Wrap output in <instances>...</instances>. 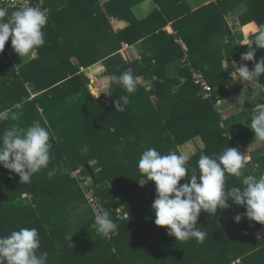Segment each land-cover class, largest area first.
<instances>
[{
	"label": "trees",
	"instance_id": "obj_1",
	"mask_svg": "<svg viewBox=\"0 0 264 264\" xmlns=\"http://www.w3.org/2000/svg\"><path fill=\"white\" fill-rule=\"evenodd\" d=\"M139 1L30 0L31 5L50 15L43 29L46 36L51 31L65 42L72 39L81 42L80 48L70 49V53L64 51L59 56L57 82L68 74L74 75L75 91L89 93L86 83L90 82L85 76L76 75L77 69L100 60L107 62L112 56L111 59H115L122 41L129 44L139 41L142 60L126 63L118 57L113 65L116 68L117 63L119 70L115 72L107 64V74L119 76L131 68L138 78L149 79L153 75L157 78L150 82L149 89L139 82L132 94L114 83L111 96L103 94L96 98L100 107L98 114L86 112L95 117L91 121L83 114L77 118L74 115V121H69V113L58 111L61 101L57 102L49 89L31 100L24 94V116L19 121L0 122V135L12 124L27 127L33 121L54 131L64 128L71 133L58 140L51 137L48 167L35 173L30 183H21L15 173L10 178V170L0 166V236L20 228H36L40 239L37 254L47 251V264H231L237 256L243 264H264V237L258 238L255 234L264 225L246 217L239 223L234 222L233 217L243 214L245 209L231 200L228 201L230 207L218 209L214 215L201 211L197 225L207 233L203 243L195 239L182 242L168 235L166 226L154 223L151 210L156 196L154 181L141 186L137 167L141 153L147 148H156L162 154L169 151L188 154L191 158L187 167L191 175L194 169L198 170L197 160L202 153L220 154L226 147L239 151L241 146L257 141L249 128L250 116L255 104L264 103V97H254L250 88H245L243 108L225 117L221 116L216 103L239 98L242 84H236L232 70L224 66V61L233 65L248 50L247 45L236 43L224 15L242 6L239 23L254 21L259 26L264 24V0H217L195 10L172 0H154L159 8L138 19L132 6ZM108 17L124 20L128 26L114 32ZM179 17L182 21H174L177 33L169 35L174 53L167 56L166 50L155 52L157 45L150 41L152 34ZM178 39L187 46V60L175 75H170L167 73L169 63L184 54ZM5 45L11 49L10 41ZM71 54L75 56V65L68 61ZM260 58H264V49L257 48L254 61H246L250 70ZM193 71L199 72L210 84L209 97H204L200 85L194 83ZM257 81L264 84V73ZM54 87L56 95H60L59 87ZM9 90L4 95L7 103L1 104L0 100V109L22 100L16 94L10 95L15 91ZM123 95H129V104L121 112L114 108L113 102ZM89 96L92 99L91 94ZM152 97L157 102L154 103ZM187 143L199 147L191 154L185 148L181 152L180 146ZM262 143L242 169L241 177L226 174V190L242 187L245 176L259 178L262 175V163L259 168L256 166L259 153L264 150ZM92 159L96 160L95 164H89ZM78 164L83 167L77 176L86 173L87 178L89 175L92 185L87 187L93 189L99 206L109 211L117 225L108 238L96 234L95 213L86 196L88 189L80 182L85 178L78 180L73 174ZM87 164L93 174L86 168ZM53 168L56 174L49 178L48 171ZM196 175L198 177L199 173ZM187 181L185 177L180 183ZM82 201L89 206L91 216L86 214Z\"/></svg>",
	"mask_w": 264,
	"mask_h": 264
},
{
	"label": "clouds",
	"instance_id": "obj_2",
	"mask_svg": "<svg viewBox=\"0 0 264 264\" xmlns=\"http://www.w3.org/2000/svg\"><path fill=\"white\" fill-rule=\"evenodd\" d=\"M6 11L0 7V52L6 41L11 38L13 50L20 56L35 58L37 50L45 44L44 27L48 23V14L40 7L30 4V0L18 7L5 19ZM254 35L247 39L248 50L241 54L242 61H254L257 48L264 49V24L251 32ZM253 44L255 47H253ZM235 65V64H234ZM234 80L239 78L255 83L264 73V58L254 62L251 70L241 64ZM233 77V76H232ZM120 85L128 94L137 90L139 78L128 68L119 76L111 75L102 90L97 89L95 96L103 92L112 95L111 85ZM117 111H125L129 104V95L120 96L114 102ZM23 116V104L16 103L11 108L0 110V122L16 121ZM250 129L259 142H264V103H257L251 111ZM52 133L39 121H33L27 127L16 124L6 128L0 135V166L18 174L21 183H30L31 177L41 169L48 167L51 159L50 150ZM245 155L236 148L226 147L220 154H201L197 160V169L189 175L188 154L169 151L162 154L156 148L145 149L137 162L140 173L139 184L154 181L156 196L151 203L154 212V223L166 226L167 234L176 240L188 241L195 239L203 243L207 233L197 225L201 211L214 215L218 209L230 207L229 200L243 206V214H236L234 222L242 218L264 225V174L259 178L253 175L242 179V187L225 189L226 174L242 176L246 166ZM56 169L48 171V177L56 174ZM199 173L197 177L196 173ZM188 177L186 183L180 181ZM95 231L98 235L108 238L117 225L109 211L99 209L94 215ZM39 233L36 228H20L9 235L0 236V264H47L48 252L39 255Z\"/></svg>",
	"mask_w": 264,
	"mask_h": 264
},
{
	"label": "crops",
	"instance_id": "obj_3",
	"mask_svg": "<svg viewBox=\"0 0 264 264\" xmlns=\"http://www.w3.org/2000/svg\"><path fill=\"white\" fill-rule=\"evenodd\" d=\"M172 1H174L177 4L186 5L188 6L190 10H195L209 2H212V1L215 2L217 0H172ZM5 8H17V7H5ZM155 8H159L157 1L141 0L139 1V3L132 6V12L136 18L142 19L150 15ZM243 9L244 8L241 6L237 8L236 10L231 11L228 14L224 15L228 26L230 27L232 33L234 34L236 38V43L240 46H242L243 43L247 42L248 36L253 35V33L251 32H253L257 28V24L254 21H250L243 25L239 23L238 15L241 14ZM48 18H50V15H48ZM186 19L184 22H186ZM108 20L114 32L120 31L122 29H126V27L128 26V22L124 20H120V19L112 18V17H108ZM174 21L180 22L182 21V17H179L175 20L168 21L166 25L162 28V30L155 31L152 34L153 35L152 37L156 38L155 40L156 45L159 46V47L155 46L154 48L155 52H160L161 51L160 49H162L163 53L166 50L165 53H167V56H171L173 54L171 50L173 47L168 43H164L162 41V38L169 39V35L177 33L174 29ZM180 25L181 24H178L179 27ZM239 36H241L242 38L241 37L239 38ZM224 39L225 40L223 41V43L225 44V42H227V38L225 37ZM8 41L11 42V39ZM176 41L179 44H181V47L184 50V54L182 57L181 55H178L176 58L177 60L172 59V61L169 63L168 68H167V73L170 75H175L178 69L182 66V63L185 60H187L186 44H184L180 39ZM138 42L129 44L126 41H122V46L120 50L118 51V55H116L115 59H111L113 57L112 56L110 57V60L109 59L107 60V62H103L100 60V61H96L93 64L88 65L87 67L79 66L75 74L79 76H85L86 78H88L90 83H93V85L94 83H97L100 86V89L102 90L104 86L108 83V77H110L106 71L107 64L111 65L110 68L112 70H115L116 72L119 70L118 69L119 66L116 63V68H115L113 64L115 63V61L119 60L118 57L126 63L127 62L131 63L132 61L138 58L142 60V58L139 55V43ZM80 44L81 42H76L73 39L71 42L70 41L65 42L63 41L62 37H58L57 35H55L54 33L50 31V33L47 36L45 35V44L37 50V56L35 58H30L28 56L20 57L15 51L13 52L11 49H8V46L5 45L4 50L7 53L6 57L4 56L3 51L0 52V100L2 99L1 104H4V102L7 103L6 102L7 98L5 97L6 96L5 94L8 91H10L9 88H11L12 91L16 92V93L13 92V94H10V95L16 94L17 98L22 97V100L19 101V103H22V104L25 102L24 94H27L28 96L27 100H31L33 98H36L37 96L38 97L41 96L43 92H48L46 91L48 89L52 97L56 98V91L54 92V88H55L54 86H56L57 88L59 87L58 88L59 93L65 94V95L70 94V96H73L74 98H76L80 91H75L76 88L73 86L74 83L72 82V79L74 78L73 77L74 75L71 76L70 74H68V76L62 77V80L60 79V81L58 82L57 80H55V78H56V68L59 63L58 61L59 56H61L62 52L64 51H67V53H70L69 52L70 49L72 50L78 49ZM162 45L164 49L160 48ZM223 48H225V46ZM68 61L72 62L73 64L75 63L74 54L69 55ZM241 64L247 65V63L242 60L235 61L233 65L232 63L224 61V66H227L228 70L230 69L232 70L231 74L234 78L238 71L236 67H239ZM170 66H172L173 68L172 71L169 70ZM195 74L201 75L199 72L193 71V76ZM139 78H140L139 82L142 85H144L146 89H149L150 82L152 80H155L157 77L153 75L149 79H143L142 77H139ZM90 83H86V86L89 88V90L91 89L90 87L92 86V85L90 86ZM245 84L248 85V88H250L252 95H254L253 90H256L257 87H255L251 82L245 81ZM257 86H259L260 89L262 90V91L261 90L259 91L262 92V98H263L264 97V84L261 85L260 83H258ZM111 88L112 89L115 88L114 83L111 85ZM1 104H0V108H2ZM11 107H6V108H11ZM76 109H79V112H73L71 115L69 114L70 115L69 121H71L72 119H75L74 115H77V114L80 115L79 113L83 111V109L81 108H76ZM0 110H3V109H0ZM39 112L41 115H43L42 109H40ZM24 113H25V110H24V104H23V116H24ZM21 119L22 118H20L19 120ZM19 120H16V121H19ZM63 123L67 124L68 122H63ZM3 125L4 124H1V126ZM61 129H64V128H61ZM51 130H54V129L50 128V131ZM188 146H191V144L187 143L184 146H180V149L186 148ZM260 146L262 147L263 143L256 141L252 145L240 147V150L243 151L244 154L248 155L247 162L251 160L253 153L256 152V148ZM182 151L183 149L181 150V152ZM249 153L250 154L252 153V155H250ZM182 154L184 153L182 152ZM258 158L259 160L256 161V166L259 168L260 164L262 163V173L261 174H264V150L263 149H262V154L259 153ZM255 234L258 238L264 237V226L258 228L255 231ZM237 259L240 260L241 264H243L241 261V257L239 256H237V258L233 260L232 262L235 261L236 263Z\"/></svg>",
	"mask_w": 264,
	"mask_h": 264
},
{
	"label": "rangeland",
	"instance_id": "obj_4",
	"mask_svg": "<svg viewBox=\"0 0 264 264\" xmlns=\"http://www.w3.org/2000/svg\"><path fill=\"white\" fill-rule=\"evenodd\" d=\"M155 40H156V38L155 37H152V39H150V41L151 42H155ZM162 41L164 42V43H168L169 44V39L167 38V39H164V38H162ZM158 43V42H157ZM11 46V45H10ZM11 50L14 52V50H13V48H12V46H11ZM172 50V52L174 53V51H175V49H174V47L171 49ZM3 52H4V56L6 57V55H7V53L5 52V50L3 49ZM174 60V59H173ZM175 60H177V59H175ZM246 62V61H245ZM169 70L170 71H172L173 70V68H172V66H170L169 67ZM140 79V78H139ZM236 84L237 85H239V84H242V92H241V94H240V96H239V98L237 99V100H233V99H228L226 102L225 101H222V102H220V103H216V106H217V108L218 109H220V111L219 112H222L221 113V116H223V117H225L226 115H228V114H232L233 112H235V111H237V110H241L242 108H243V106H244V104H245V92L243 91L245 88H247L248 87V85L247 84H245V82H241L240 80H239V78H237L236 79ZM92 85V86H91ZM253 85L255 86V87H257V89L256 90H253L254 91V97H258V98H262V92H260L259 90H261L260 89V87L259 86H257L258 85V82L256 81L255 83H253ZM262 85V84H261ZM90 90H89V93L88 92H82V91H80L79 92V94L77 95V97L76 98H74L73 96H70V94H67V95H65V94H58V95H56V100H57V102H60L61 101V103H59V105H60V107H59V105H57V107H59L60 109L58 110V111H60V112H63L64 111V113L65 114H72L73 112H79V109H76V108H81V109H83V111H81L79 114L80 115H76V118L77 117H81L82 116V114H83V116H85V117H87V120H89V121H91V120H94V118L95 117H91L88 113H86L87 111H90V113L91 112H94L96 115L98 114L97 112L100 110V107H98V103H96L97 102V97H99L100 95H103V93H99V95H97V96H95V92H96V89H100V86L97 84V83H94V85H93V83H90ZM254 87V88H255ZM262 87V86H261ZM89 89V88H88ZM101 90V89H100ZM114 89H112V91H113ZM262 91V90H261ZM89 94H91V96H92V99L90 98V96H89ZM152 98H154V97H152ZM91 100H94L93 102H91ZM153 102L155 103V102H157V99H153ZM75 110V111H74ZM93 115V114H92ZM94 116V115H93ZM52 132V137H55V139L56 140H58L59 139V137H62L64 134L65 135H69L71 132H66V130L65 129H59V130H51ZM68 131V130H67ZM55 132V133H54ZM150 140H152V139H150ZM152 142H153V140H152ZM151 142V143H152ZM154 142H156L155 140H154ZM191 144V143H190ZM195 147H196V145L195 144H191V146H188V147H186L185 149L184 148H182L183 150H185V151H187L188 153H192L193 151H195ZM199 146L197 145V147H196V149L198 148ZM238 152H240L241 153V155H245V157H244V159L246 160V162L248 161V155L247 154H244V152L243 151H241V150H239ZM250 154V153H249ZM250 155H252V153L250 154ZM249 155V156H250ZM96 163V160L95 159H92V160H90V162H89V164H95ZM83 166L82 165H80V164H78V166H77V170H80L81 168H82ZM82 170V169H81ZM83 175H85L86 176V173H83ZM88 177H89V175H88ZM85 180H86V182H87V184L88 185H92V183H91V181H90V179L89 178H85ZM86 186V185H85ZM86 196H87V194H86ZM83 202V201H82ZM82 207L84 208V210H85V212H86V214H88V213H90L88 216H91L92 214H91V212H90V210H89V206L87 205V203H85V201L82 203ZM97 208H94V213H96L97 212ZM127 216V215H126ZM95 226V225H94ZM97 234V233H96ZM97 236V235H96ZM98 236H100V235H98ZM99 245H100V243H99ZM231 264H241L240 263V261L239 262H236L235 263V261L234 262H232Z\"/></svg>",
	"mask_w": 264,
	"mask_h": 264
},
{
	"label": "built area",
	"instance_id": "obj_5",
	"mask_svg": "<svg viewBox=\"0 0 264 264\" xmlns=\"http://www.w3.org/2000/svg\"><path fill=\"white\" fill-rule=\"evenodd\" d=\"M26 2V0H0V4L5 8V7H19L20 5L24 4ZM10 39V38H9ZM194 83L199 84L201 89H202V93L204 94V97H209L211 94V86L210 84L199 74H195L194 75ZM221 101L218 100L217 103H220ZM81 169L80 170H74L73 174L74 175H78L80 174ZM85 176H77L78 180H83ZM88 178V177H87ZM90 179V178H89ZM82 183L83 186H85L86 189H88V193H87V200L88 203L92 206L93 210L94 208L102 209L99 206V203L97 201V197L94 195L93 193V189L92 188H88L89 185L87 184L86 180L84 179L83 181H80ZM88 186V187H87ZM237 262H239L240 260H236Z\"/></svg>",
	"mask_w": 264,
	"mask_h": 264
},
{
	"label": "water",
	"instance_id": "obj_6",
	"mask_svg": "<svg viewBox=\"0 0 264 264\" xmlns=\"http://www.w3.org/2000/svg\"><path fill=\"white\" fill-rule=\"evenodd\" d=\"M0 7H2L0 5ZM18 10V7L17 8H5V11H6V16H5V19L9 18V16L11 15L12 12ZM86 168L88 169V171L90 172V174H93L92 170L90 169V166L89 164L86 165Z\"/></svg>",
	"mask_w": 264,
	"mask_h": 264
}]
</instances>
